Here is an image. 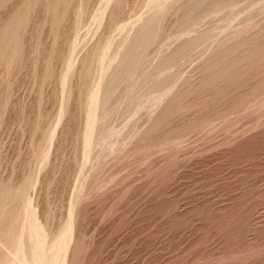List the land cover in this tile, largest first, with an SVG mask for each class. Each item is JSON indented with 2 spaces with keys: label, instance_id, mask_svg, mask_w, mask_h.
<instances>
[{
  "label": "rangeland",
  "instance_id": "374dc122",
  "mask_svg": "<svg viewBox=\"0 0 264 264\" xmlns=\"http://www.w3.org/2000/svg\"><path fill=\"white\" fill-rule=\"evenodd\" d=\"M28 205L63 264H264V0H0V260Z\"/></svg>",
  "mask_w": 264,
  "mask_h": 264
},
{
  "label": "bare ground",
  "instance_id": "6f19581e",
  "mask_svg": "<svg viewBox=\"0 0 264 264\" xmlns=\"http://www.w3.org/2000/svg\"><path fill=\"white\" fill-rule=\"evenodd\" d=\"M163 2V1H162ZM199 4V3H198ZM161 5V4H160ZM163 8V7H162ZM164 9V8H163ZM147 31V30H145ZM154 32V31H153ZM142 33V32H141ZM144 34V33H143ZM146 34V33H145ZM153 34V33H151ZM138 39H140L138 37ZM143 39V38H142ZM142 42V41H141ZM109 43V42H108ZM140 44V43H139ZM146 44V43H145ZM133 46V44H132ZM146 46V45H145ZM144 46V47H145ZM122 47V46H121ZM143 47V46H142ZM141 47V48H142ZM105 49V48H104ZM145 49V48H144ZM138 50V49H137ZM131 51V50H130ZM124 52V51H123ZM143 52V51H141ZM106 53V52H105ZM119 53V52H118ZM127 53V52H126ZM125 53V55H126ZM132 53V52H131ZM109 54V53H108ZM123 54V53H122ZM142 54V53H141ZM118 55V54H117ZM106 56V55H105ZM104 56V57H105ZM103 57V58H104ZM115 57V56H114ZM126 57V56H125ZM106 59V58H105ZM123 60V59H122ZM112 61V60H111ZM124 61V60H123ZM129 61V60H128ZM108 62V61H107ZM106 62V65H107ZM134 62V61H133ZM122 64V63H121ZM125 64V62H124ZM110 65V64H109ZM107 65V66H109ZM113 66V64H112ZM121 66V65H120ZM123 66V65H122ZM70 67V66H69ZM132 67V66H131ZM107 68V67H106ZM119 68V67H118ZM70 69V68H69ZM121 69V68H120ZM131 69V68H130ZM106 70V69H104ZM110 70V69H109ZM126 70V69H125ZM128 70V69H127ZM104 72V71H103ZM117 72V71H116ZM123 72V71H121ZM128 73V72H127ZM125 75V72L124 74ZM118 76V75H117ZM122 76V74H121ZM116 78V76H115ZM104 79V77H103ZM118 79V78H116ZM102 80V79H101ZM65 81V80H64ZM100 83H102L100 81ZM104 83V81H103ZM111 84V83H110ZM101 87V86H100ZM109 87V86H108ZM102 89V88H101ZM104 89V88H103ZM98 90H100L98 88ZM94 91V90H92ZM109 91V90H108ZM103 92V91H102ZM94 94V93H93ZM104 93H102L103 95ZM100 96V94H99ZM100 98V97H99ZM100 100V99H99ZM92 103V102H90ZM93 108L94 111L91 115V122H90V129L93 130L92 127H94V123L96 121V114H95V109L98 105V92L96 93V95L94 96V100H93ZM91 105V104H89ZM98 109V107H97ZM90 114V113H89ZM97 125V124H96ZM87 128V127H86ZM96 128V127H95ZM89 130V129H88ZM93 132H95L93 130ZM94 134V133H92ZM86 136V135H84ZM88 141L87 144L88 146L90 145V138L91 137V133L88 135ZM84 143V142H83ZM92 148V147H91ZM89 149V148H88ZM90 151V149H89ZM48 154V153H47ZM90 154V153H89ZM42 165V164H41ZM12 202V201H11ZM29 204V203H28ZM33 207V206H32ZM34 210V209H33ZM9 211V210H8ZM74 211V210H73ZM5 213V212H4ZM36 213V212H35ZM26 217L28 218V224L25 225L24 229L22 227V231L20 234H18V237L16 238V242L18 243V245L15 248H10V247H6L7 248V255L4 258V260H0V264H63V252H64V246L67 243L69 238V231L70 229L66 230V232H64V234L53 244L48 246V243L42 239L41 237H39L40 234V230L38 229L37 225H36V221H34L35 219L33 218V211L31 206H27L26 208ZM25 217V218H26ZM36 217V215H35ZM74 220V219H73ZM40 222V221H39ZM43 224V223H42ZM21 225V224H20ZM24 225V224H23ZM46 232V231H45ZM72 232V231H71ZM59 234V233H58ZM46 235V234H45ZM70 241H68L69 243ZM7 245V244H5ZM1 246V244H0ZM68 246V245H67ZM3 247V246H2ZM4 251V250H2ZM6 251V249H5ZM66 252V249H65ZM5 256V255H4ZM66 257V256H65Z\"/></svg>",
  "mask_w": 264,
  "mask_h": 264
}]
</instances>
